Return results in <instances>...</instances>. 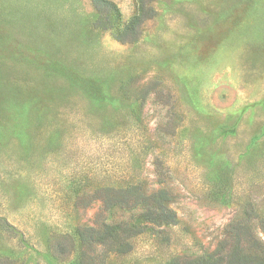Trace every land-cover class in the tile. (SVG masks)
Wrapping results in <instances>:
<instances>
[{"label":"rangeland","instance_id":"obj_1","mask_svg":"<svg viewBox=\"0 0 264 264\" xmlns=\"http://www.w3.org/2000/svg\"><path fill=\"white\" fill-rule=\"evenodd\" d=\"M150 5L119 41L90 0H0V264H181L243 216L264 243V0ZM159 190L171 224L79 240Z\"/></svg>","mask_w":264,"mask_h":264},{"label":"trees","instance_id":"obj_2","mask_svg":"<svg viewBox=\"0 0 264 264\" xmlns=\"http://www.w3.org/2000/svg\"><path fill=\"white\" fill-rule=\"evenodd\" d=\"M96 12L100 26L109 29L112 36L119 41H134L139 35V28L144 19L153 15L150 5L152 0H135L136 9L126 21L121 20V14L116 4L110 0H90ZM131 191L132 189H125ZM138 206L140 211L132 223L124 225L115 222H104L100 230L87 228L79 240L85 245L96 243L113 248L121 236L133 230L141 222H149L154 225L171 224L175 219V213L165 202V192H144L139 194ZM126 198L120 197L116 204L124 205ZM139 202V203H137ZM259 220V219H258ZM247 216L233 221L228 225L225 237L218 243L214 251L188 258L181 264H264V243L253 237V227L249 224ZM263 222V219H260ZM118 240V241H117ZM80 252V251H79ZM82 252L78 259L70 264H82ZM179 264V263H176Z\"/></svg>","mask_w":264,"mask_h":264}]
</instances>
